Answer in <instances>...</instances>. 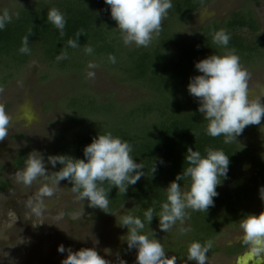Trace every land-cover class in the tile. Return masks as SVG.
<instances>
[{"label": "trees", "instance_id": "1", "mask_svg": "<svg viewBox=\"0 0 264 264\" xmlns=\"http://www.w3.org/2000/svg\"><path fill=\"white\" fill-rule=\"evenodd\" d=\"M216 1L172 0L173 7L148 47L124 44L123 33L111 19L104 0H26L11 7L12 11L8 12L12 17L11 23L0 30V90L13 79L14 72L36 61L49 69L76 70L80 75L87 64L105 65L117 82L132 83L143 94L142 98L125 105L113 100L108 104L97 103L99 110L109 106L113 109L112 113L120 110L124 115L111 127L83 128L79 133L68 131L67 140L51 149L50 153L54 155L83 159V148L91 143L92 138L98 133L108 132L132 146L131 155L137 163L143 164L145 177L130 186L124 196L112 188L106 210L110 214L95 208L97 218L123 210V215L131 214L144 220L143 214L149 207L158 213L162 203L166 202L164 189L181 173L182 168L187 167L184 156L188 147H193L202 155H206L208 148L223 150L229 155L228 178L216 189L219 195L214 200V207L207 213L188 209L184 222L178 221L170 229V234L175 229L181 236L176 240L171 238L164 250L168 256L176 257L177 264L192 262L187 260V250L193 242L202 245L211 242L207 257L219 253L233 257L242 253L248 246L246 240L224 247L217 246L216 240L227 230L240 228L242 219L252 215L251 205L258 198V188L264 186V156L249 138L260 133L264 121L261 125L247 126L242 136L237 138L238 143H225L223 136L214 138L207 134V121L197 111L196 99L187 92L190 77L199 75L194 68L195 62L209 55H223L234 50L245 69H250L264 58L260 23L255 6H252L259 0H244L242 6L225 17L188 30L195 15ZM52 8L59 9L65 16L63 34L47 20V13ZM221 29L231 37L227 49L213 43L214 33ZM77 33L80 34V47L71 48L67 41L75 39ZM29 34L30 53L21 54L22 39ZM88 46L94 49L91 55L85 51ZM62 51L67 52V59L58 61L57 56ZM110 55L115 56V63L108 59ZM67 110L69 112L70 107ZM240 144L244 146L242 149ZM157 158L164 163L160 164ZM26 159V151L18 152L12 168H23ZM153 162L157 171L152 175ZM245 164L252 165L249 182L254 184L253 188L247 185L228 189L226 186L241 176ZM59 168L60 165L50 167L51 180ZM63 182L72 192L71 184ZM187 183L181 181V186L185 187ZM102 186L106 190L110 188L107 181ZM9 188L0 166V192ZM86 203L90 207L89 202ZM122 216L119 217V225ZM158 219L154 214L150 225L145 221L144 234L151 235L150 230L158 232ZM120 228L127 232L125 228ZM126 241L127 235L120 252L129 258L136 255V251L129 250Z\"/></svg>", "mask_w": 264, "mask_h": 264}, {"label": "clouds", "instance_id": "2", "mask_svg": "<svg viewBox=\"0 0 264 264\" xmlns=\"http://www.w3.org/2000/svg\"><path fill=\"white\" fill-rule=\"evenodd\" d=\"M108 6L110 17L116 22L117 28L123 33L125 45L135 44L148 47L154 34L161 30L162 20L169 9L173 7L172 0H104ZM12 17L4 11L0 13V30L11 23ZM47 20L61 34L66 27L64 14L57 8H52L47 13ZM22 39L21 54H29V37ZM80 34L75 39H70L67 44L71 48L80 47ZM230 35L221 29L214 33L213 43L227 49ZM91 55L94 49L85 48ZM67 59V52L62 51L57 60ZM108 59L116 62L115 56ZM98 67L95 63L88 65L89 69ZM199 75L190 77L187 92L196 99L197 111L207 121V134L211 137H224L225 143L237 142L244 129L249 125H261L264 121V96L253 98L249 92V73L241 66L240 57L234 50L223 55L212 54L194 64ZM94 71L88 72V77L93 78ZM9 120L0 109V140L6 135V126ZM241 145V144H240ZM244 146L241 145V149ZM132 146L111 132L97 134L91 143L83 148V159L69 155L45 156L38 151L31 152L25 165L16 176L17 180L25 185H31L39 177L49 174L48 165L58 171L53 173V184L59 186L61 181L71 184V190L80 200L88 201L90 207L97 208L105 214L109 208V192L112 188L120 193L127 194L129 187L136 185L145 177L144 166L137 163L132 157ZM160 164L164 161L157 158ZM186 168L171 181L166 191V202L162 203L158 213L149 207L144 212V220L135 215H123L120 227L127 230V248L136 251V264H177L175 256H168L156 232L150 230L151 235L144 234L145 221L150 225L154 214L159 217L158 228L161 232L169 231L179 221L187 218V210L203 211L205 213L214 207V200L219 193L216 189L228 178L230 159L223 150L208 148L206 155L194 151L193 147L186 149L184 156ZM157 171L155 163L152 165V175ZM108 182L110 188L106 190L102 185ZM181 181H188L185 187ZM54 187L45 185L41 189L44 196L51 197ZM258 195L264 201V186L258 188ZM31 206V202H30ZM40 206H36L39 211ZM240 227L245 237L256 244L264 237V211L259 215H246ZM181 231H184L183 229ZM75 238V237H73ZM98 243V241H97ZM211 242L202 245L199 242L190 244L187 250V260L195 264H206L207 253ZM57 252L65 255L61 264H111L108 259L101 256L93 248H81L74 251L71 247L58 245ZM119 264H127L124 259H119Z\"/></svg>", "mask_w": 264, "mask_h": 264}, {"label": "rangeland", "instance_id": "3", "mask_svg": "<svg viewBox=\"0 0 264 264\" xmlns=\"http://www.w3.org/2000/svg\"><path fill=\"white\" fill-rule=\"evenodd\" d=\"M25 1L0 0V11L11 12L12 6ZM243 2L218 0L212 3L195 15L188 30L225 17L242 6ZM252 6H255L260 23L264 54V0ZM88 65L80 75L76 70L49 69L32 61L14 72L13 79L0 90V109H3L9 120L6 135L0 140V166L10 185L8 190L0 192V264H61L65 258V255L57 252L61 244L74 251L94 247L111 264H119L121 258L127 264H136V255L125 258L120 252L127 235L118 223L123 210L108 217L97 218V210L88 207L86 201L78 199L65 182L61 181L59 186H54L50 165L47 166L49 174L39 177L31 185L17 180L16 174L23 168H12V162L20 151H26L27 156L33 151L41 152L46 160L47 156L54 155L50 153L53 147L67 140L68 131L79 133L83 128L111 127L112 123L124 115L120 110L112 113L113 109H109V106L99 110L97 103L108 104L113 100L125 105L143 97L132 83L117 82L112 72L105 69V65L96 64L98 67L95 69H89ZM246 70L249 73L251 96H264V58ZM89 71L95 72L93 78L88 77ZM249 138L264 156V125L256 137ZM252 172V165L247 171H242L239 179L247 177L244 186L253 188L254 184L249 182ZM45 185L55 188L51 197L42 195L41 189ZM36 206H40L39 211ZM251 207L252 215L264 211V201H261L259 195ZM179 236L181 234L175 229L171 234L170 230L156 232V238L163 248L171 238L176 240ZM241 239L246 237L240 227L227 230L217 238L216 244L224 247ZM206 264H237V260L219 253L207 257Z\"/></svg>", "mask_w": 264, "mask_h": 264}, {"label": "flooded vegetation", "instance_id": "4", "mask_svg": "<svg viewBox=\"0 0 264 264\" xmlns=\"http://www.w3.org/2000/svg\"><path fill=\"white\" fill-rule=\"evenodd\" d=\"M241 240H246L248 242V246L247 248L244 249L242 253L236 256H233L237 260V264H244V263L252 264L258 259L262 260L260 264H264V238L262 239V241H260L259 244L251 243L247 239H241ZM241 240H239L238 242H240ZM238 242H235V243H238ZM258 252L260 253V256L257 255Z\"/></svg>", "mask_w": 264, "mask_h": 264}, {"label": "water", "instance_id": "5", "mask_svg": "<svg viewBox=\"0 0 264 264\" xmlns=\"http://www.w3.org/2000/svg\"><path fill=\"white\" fill-rule=\"evenodd\" d=\"M250 167V164H245L243 166V171H247ZM247 181V177H241L240 179H236L234 181H232L231 183H229L227 185V188L230 190H235L237 188L243 187L246 184ZM258 256H260V253H257ZM261 259H258L257 261L253 262L252 264H260L261 263ZM245 264V263H244Z\"/></svg>", "mask_w": 264, "mask_h": 264}]
</instances>
